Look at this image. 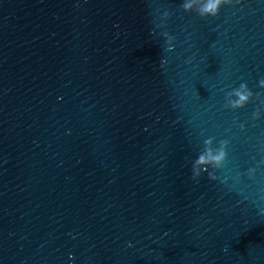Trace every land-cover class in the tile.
I'll use <instances>...</instances> for the list:
<instances>
[{"label":"water","instance_id":"1","mask_svg":"<svg viewBox=\"0 0 264 264\" xmlns=\"http://www.w3.org/2000/svg\"><path fill=\"white\" fill-rule=\"evenodd\" d=\"M183 2L0 0V264H264V0Z\"/></svg>","mask_w":264,"mask_h":264},{"label":"clouds","instance_id":"2","mask_svg":"<svg viewBox=\"0 0 264 264\" xmlns=\"http://www.w3.org/2000/svg\"><path fill=\"white\" fill-rule=\"evenodd\" d=\"M237 3L240 2V0H236ZM233 3V0H202V6L198 9H195V12L200 17H207L212 16L215 17L218 15L219 10L222 5H230ZM181 7L186 12H192L194 10L193 4L187 2V0H184ZM167 39V50L172 51L175 47L173 41L174 37L169 35L168 33L164 34ZM167 61H164L163 63H166ZM259 87L264 88V79H261L259 81ZM226 95H230L234 97L229 101L231 104V107L233 109L243 108L248 102L253 98V92L249 89L248 85L246 83H241L238 88L233 89L230 93H227ZM255 99L260 100V94H255ZM261 104H264V101H261ZM261 112V107H258L257 110L253 113V120H256L259 118ZM243 127V125H241ZM214 138H208L204 140L205 149L203 152H201L197 159L194 160L192 164V179L198 180V178L201 176L203 172H207L209 166H211L213 169H220L227 157L226 148L229 143L228 140H220L219 144L220 147L217 149H213L211 147L212 141ZM256 173V169L252 168L249 169L248 175L249 178H254V175ZM208 176L212 180H217L218 177L213 172H208ZM239 179V176L237 177ZM131 246V245H129Z\"/></svg>","mask_w":264,"mask_h":264}]
</instances>
